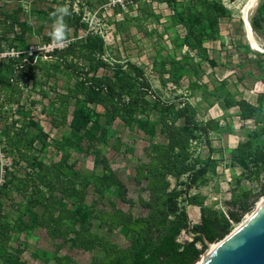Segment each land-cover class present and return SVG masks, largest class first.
I'll return each mask as SVG.
<instances>
[{"label":"trees","instance_id":"1","mask_svg":"<svg viewBox=\"0 0 264 264\" xmlns=\"http://www.w3.org/2000/svg\"><path fill=\"white\" fill-rule=\"evenodd\" d=\"M162 1L173 10L166 30L181 24L185 28L183 37L174 33L173 39H181L192 49H199L204 41L216 37L220 18L239 16V12H233V3L237 0ZM246 1H242L241 7ZM19 13V8L12 11L0 8V52L3 51V42L8 40L21 44L24 51L28 49L25 34L33 29L20 19ZM66 22L69 37V29L73 28L75 34L77 28L67 17ZM250 25L264 31V1L256 5ZM44 39L51 41L49 32ZM45 55L52 60L40 63L27 54L17 56L18 66L14 64L15 58L8 57L5 63L0 60V90L20 94L13 75L27 60L43 69L45 78L55 71L77 77L74 87L58 94L61 104L72 102L70 133L63 137L62 145L67 148L79 146L83 139L91 137L105 144L114 138L112 145L117 149L121 142L113 129L114 121L120 119L127 124L134 123L149 137L143 148L145 160H136L132 176L134 183L142 185L147 196H139L137 200L144 209L142 214L135 215L114 204L109 210L97 209L96 202H86L88 182L80 181V187L76 188L75 180L63 176L64 168L69 167L65 164L69 157L65 152L58 162L42 168L38 178L10 177L5 181L3 187L14 189L23 199V202L13 199L9 205L20 223L44 229L51 237L62 238L75 248L101 249L102 254L93 256L89 264H194L206 246L204 240L210 243L221 240L264 193V94L256 99L255 105L224 92L223 105L236 107L239 119L252 120L253 127L235 147L217 150L211 146L208 135L220 130L218 124L198 121L197 109L188 101L176 107L173 101L156 96L134 65L130 67L133 72L116 65L98 76L90 75L91 68L105 64L89 50L86 41L77 39L69 40L62 48L55 47ZM165 60L170 65V81L176 86L191 69L197 71L186 61ZM79 61L83 64H78ZM1 70L8 71L10 79H4ZM96 105L101 106L102 112L95 109ZM152 115L157 117L156 120L151 119ZM65 120L63 112L62 121ZM157 136L161 140H157ZM201 137L207 141L208 155L205 158L197 153L193 144ZM214 152L221 153V158L229 159L230 166L240 169L239 176H234L227 201L229 208L225 213L204 205L190 193L206 173L214 171L220 163L219 159L212 157ZM104 169L106 171L97 178L98 189L105 191L114 187L119 198L133 206L135 203L127 197V187L108 166ZM242 178L255 184L257 189L241 186ZM38 181L48 186L46 193L39 188ZM68 199H72L71 204ZM188 205L199 208L197 223L190 221ZM36 206L40 207V212L35 210ZM92 220L109 232L119 229L122 234L130 236V241L125 245L111 242L92 229ZM12 227L9 214L0 202V246L7 245ZM182 232L190 234L191 239L179 241ZM60 247L59 244L57 248ZM22 251L23 248L17 249V255Z\"/></svg>","mask_w":264,"mask_h":264},{"label":"rangeland","instance_id":"2","mask_svg":"<svg viewBox=\"0 0 264 264\" xmlns=\"http://www.w3.org/2000/svg\"><path fill=\"white\" fill-rule=\"evenodd\" d=\"M242 1L233 3V12H239ZM54 2L68 6L72 13L67 18L77 30L74 34L73 28L69 29V40L86 41L89 50L105 64L91 68L90 75L98 76L116 65L126 69L134 65L156 96L164 101H173L176 107L188 101L196 107L198 121L218 124L220 130L211 131L208 135V141L217 150L232 147L251 132L252 122L241 121L236 107L227 108L222 102L224 92L255 105L256 99L264 94V52L258 51L264 49V31L253 29L250 25L259 44L253 49L246 39L240 12L239 16L222 19L216 37L204 41L201 48L192 49L181 39H173V34L160 33L162 28L157 26L153 17L145 18L139 14L138 8L136 14L130 6L123 9L119 2L113 3V0H0V8L4 10L19 8L20 19L33 29L25 34L28 44L25 51L21 44L11 43L10 40L3 42V51L0 52L2 62L5 63L8 57L15 58L14 64L18 66L16 58L20 54L33 56L40 63L52 60L45 55L51 51L52 41L46 42L44 36L49 32V13L55 7ZM255 7L249 12V24ZM153 29L158 32L153 33ZM177 34L180 36V33ZM165 58L186 61L197 71L191 69L176 86L170 81V65ZM24 63L22 67H17L13 75L20 94L0 90V202L13 224L10 240L7 245L0 246V264H89L93 256L102 254L101 249L87 251L75 248L62 238L51 237L44 229L20 223L9 205L13 199L21 202L23 199L14 189L4 188V183L10 177L38 178L42 168L58 162L67 152L69 157L65 164L69 167L64 168L63 176L75 180L76 188L80 187V181L88 182L87 203L94 201L95 207L101 210H109L114 204L135 215L142 214L144 209L137 200L147 194L142 185L134 183L132 176L136 160H145L143 148L149 137L134 123L127 124L116 119L113 129L121 142L119 148L113 147L114 138L102 144L94 137L83 139L79 146L64 147L63 137L70 133L72 102L61 104L58 94L74 87L78 78L67 76L63 71H55L45 78L43 69L28 60ZM130 71L133 72L132 69ZM1 74L4 79H10L8 71L1 70ZM95 109L102 112L100 105H96ZM63 112L66 114L65 121H62ZM156 118L151 116L152 120ZM156 139L161 140V137ZM206 142L205 137H201L198 143H193L203 158L208 155ZM221 155L219 152L212 153V157L219 159L220 163L214 171L206 173L190 193L206 206L226 210L229 208L227 201L234 176H239L240 169L230 166L229 159L225 156L221 158ZM104 166H108L127 187V197L135 203L133 206L123 202L114 187L105 191L98 189L97 178L106 171ZM38 183L46 193L48 186L43 181ZM240 185L257 189L245 178L241 179ZM262 197L264 193L258 196L253 208L242 215L241 221L256 209ZM68 203L71 204L72 199H68ZM190 208H194L195 213ZM188 209L190 221L198 222V207L188 206ZM35 210L40 212V207L36 206ZM92 229L117 245L130 241V236L122 234L119 229L109 232L98 227L96 220H92ZM187 235L182 233L180 240ZM59 244L61 247L58 249ZM197 246L201 248L200 243ZM19 248L23 251L17 255ZM206 248L207 245L202 252Z\"/></svg>","mask_w":264,"mask_h":264},{"label":"water","instance_id":"3","mask_svg":"<svg viewBox=\"0 0 264 264\" xmlns=\"http://www.w3.org/2000/svg\"><path fill=\"white\" fill-rule=\"evenodd\" d=\"M222 239L223 243L201 264H264V202L248 220Z\"/></svg>","mask_w":264,"mask_h":264},{"label":"crops","instance_id":"4","mask_svg":"<svg viewBox=\"0 0 264 264\" xmlns=\"http://www.w3.org/2000/svg\"><path fill=\"white\" fill-rule=\"evenodd\" d=\"M176 1L181 3L183 0H176ZM137 8L139 9V14L144 15L145 18L153 17L156 20L157 26H160L162 28L160 33H167L171 35L174 33L176 34L180 33V37H183L185 33V28L181 24H176L175 26L166 30V26L168 25V18L172 15L173 10L165 1L157 0L154 3L138 1ZM224 18H227V17L220 18L219 22ZM157 29H153V33H157L158 32ZM236 144L237 142L232 147H229L228 149L235 147ZM188 206L197 207L195 205H188ZM191 209L193 210V213H195L194 208H190V210ZM187 212H189V209Z\"/></svg>","mask_w":264,"mask_h":264},{"label":"bare ground","instance_id":"5","mask_svg":"<svg viewBox=\"0 0 264 264\" xmlns=\"http://www.w3.org/2000/svg\"><path fill=\"white\" fill-rule=\"evenodd\" d=\"M258 1L259 0H247L243 4L241 9L239 10L240 15L242 16V21L244 23V27H245L246 39H247L249 45L253 49L258 48L259 44H258V42H257V40H256L252 30H251V27H250V24L248 21V15H249L250 10L257 5ZM262 50H264V49H262ZM263 202H264V197H262L258 201V203L256 204L257 205L256 209L259 208ZM251 214L247 215V217L244 220H242L241 223H239L233 231H235L241 224H243L246 220H248L250 218ZM223 241H224V239H221L217 242L210 243L207 246V248L205 249V251L199 256V258L196 260V262L194 264H201L218 246H220L223 243Z\"/></svg>","mask_w":264,"mask_h":264},{"label":"clouds","instance_id":"6","mask_svg":"<svg viewBox=\"0 0 264 264\" xmlns=\"http://www.w3.org/2000/svg\"><path fill=\"white\" fill-rule=\"evenodd\" d=\"M70 8L66 5L58 4L50 13V30L49 37L51 41L57 46L62 48L69 42L68 37V24L66 17L71 16Z\"/></svg>","mask_w":264,"mask_h":264},{"label":"built area","instance_id":"7","mask_svg":"<svg viewBox=\"0 0 264 264\" xmlns=\"http://www.w3.org/2000/svg\"><path fill=\"white\" fill-rule=\"evenodd\" d=\"M138 1H144V2H147V3H154L157 0H113V3L119 2L123 9H126L127 6H130L133 9V12L136 14V12H137V2ZM50 46H51V50L53 48L57 47L53 42H52V44ZM57 48H60V47H57ZM241 121H243V120H241ZM245 121H249V120H245ZM250 121L252 122V120H250ZM252 127H253V122H252ZM222 211L225 213V209H222ZM182 233H184V232H182ZM190 239H191L190 238V234H188L187 237L185 239H183V240H190ZM178 240L179 241H183V240H180L179 237H178Z\"/></svg>","mask_w":264,"mask_h":264}]
</instances>
